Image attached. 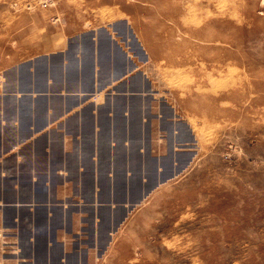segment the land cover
<instances>
[{"label":"rangeland","instance_id":"rangeland-1","mask_svg":"<svg viewBox=\"0 0 264 264\" xmlns=\"http://www.w3.org/2000/svg\"><path fill=\"white\" fill-rule=\"evenodd\" d=\"M23 7L48 8L63 40L93 35L97 49L103 43L127 64L124 80L141 78L148 107L167 118L154 135L160 153L173 151L165 180L120 208L109 235L77 231L85 260L50 264H264V0H25ZM14 233L0 224V264H35L23 259L29 254Z\"/></svg>","mask_w":264,"mask_h":264},{"label":"crops","instance_id":"crops-1","mask_svg":"<svg viewBox=\"0 0 264 264\" xmlns=\"http://www.w3.org/2000/svg\"><path fill=\"white\" fill-rule=\"evenodd\" d=\"M24 3L0 0V224L23 259L85 260L77 231L106 237L120 208L165 180L173 151L163 156L154 135L167 118L105 44L63 40L48 8Z\"/></svg>","mask_w":264,"mask_h":264},{"label":"bare ground","instance_id":"bare-ground-1","mask_svg":"<svg viewBox=\"0 0 264 264\" xmlns=\"http://www.w3.org/2000/svg\"><path fill=\"white\" fill-rule=\"evenodd\" d=\"M178 1H179V0H178ZM207 1H208V0H207ZM170 3H171V2H170ZM186 3H187V2H186ZM190 3H191V1H190ZM210 3H212V2H210ZM176 4H177V3H176ZM176 4H175V5H176ZM182 4H183V2H182ZM213 4H214V3H213ZM219 4H220V2H219ZM230 4H231V3H230ZM171 5H172V3L170 4V6H171ZM211 5H212V4H211ZM187 6H188V5H187ZM204 6L207 7V5H204ZM217 6H218V5H217ZM181 7H184V6L181 5ZM198 7H199V6H198ZM198 7H197V8H198ZM213 7H214V6H213ZM215 7H216V6H215ZM178 8H179V7H178ZM189 8H190V7H189ZM207 8H208V7H207ZM243 8H244V7H243ZM230 9H231V8H230ZM176 10H178V9L176 8ZM225 10H226V9H225ZM227 10H228V9H227ZM173 11H174V10H173ZM184 11H185V10H184ZM209 11H210V10H209ZM236 11H237V10H236ZM238 11H239V10H238ZM162 12H163V11H162ZM174 12H175V11H174ZM196 12H197V11H196ZM204 12H205V11H204ZM213 12H216V11L213 10ZM206 13H207V12H206ZM165 14H166V13H165ZM165 14H164V15H165ZM207 15H208V13H207ZM212 15H214V14L212 13ZM179 16H180V15H179ZM179 16H178V17H179ZM214 16H215V15H214ZM167 17H168V16H167ZM181 17H182V16H181ZM187 17H189V15H187ZM190 17H192V16H190ZM196 17H197V15H196ZM211 17H212V16H211ZM216 17H217V16H216ZM216 17H215V18H216ZM224 17L227 19L226 15H225ZM239 17H240V16H239ZM202 18H203V17H202ZM237 18H238V17H237ZM206 19H207V17L205 18V20H206ZM213 19H214V18H213ZM218 19H219V18H218ZM228 19H229V18H228ZM251 19H252V18H251ZM236 20H237V19H236ZM173 21H174V20H173ZM176 21H177V20H176ZM176 21H175V22H176ZM203 21H204V20H203ZM206 21H207V20H206ZM219 21H220V20H219ZM219 21H218V22H219ZM231 21H232V20H231ZM180 22H181V21H180ZM200 22H201V20H200ZM243 22H244V21H243ZM176 23H177V22H176ZM186 23H187V22H186ZM204 23H205V21H204ZM209 23H210V22H209ZM223 23H224V22H223ZM227 23H228V22H227ZM233 23H234V22H233ZM241 23H242V22H241ZM178 24H179V23H178ZM201 24H202V22H201ZM201 24H200V25H201ZM210 24H211V23H210ZM210 24H209V25H210ZM213 24H215L214 21H213ZM217 24H218V23H217ZM217 24H216V25H217ZM218 25H219V24H218ZM233 25H234V24H233ZM186 26H187V25H186ZM188 26H189V28H190L191 25L189 24ZM220 26H221V24L219 25V27H220ZM231 26H232V25H231ZM234 26H235V25H234ZM237 26H238V25H237ZM232 27H233V26H232ZM185 28H186V27H185ZM189 28H188V29H189ZM196 28H198V27H196ZM217 28H218V27H217ZM220 28L223 29V27H220ZM224 28H225V27H224ZM226 28H227V27H226ZM235 29H236V28H235ZM176 30H177V29H176ZM211 30H212V29H211ZM219 30H220V29H219ZM185 31H186V30H184V32H185ZM182 32H183V31H182ZM182 32H181V33H182ZM209 32H210V30H209V28H208V33H209ZM226 32H227V31H226ZM169 33H171V32H169ZM175 33H176V32H175ZM191 33H192V32H191ZM214 33H217V32H214ZM214 33H212V34H214ZM218 33H220V32H218ZM221 33H222V32H221ZM247 33H248V32H247ZM177 34H178V33H177ZM194 34H195V33H194ZM189 35H191V34L189 33ZM167 36H168V35H167ZM193 36H194V35H193ZM209 37H211L210 34H209ZM219 37H221V36H219ZM223 37H224V36H223ZM165 38H166V37H165ZM170 38H171V37H170ZM170 38H168V39H170ZM178 38H179V37H178ZM224 39L226 40L225 37H224ZM165 40H166V39H165ZM175 40H177V39H175ZM191 40H192V39H191ZM191 40H189V41H191ZM194 40H195V39H194ZM166 41H169V40H166ZM166 41H165V42H166ZM180 41H182V40L180 39ZM162 42H163V41H162ZM176 42H177V41H176ZM192 42H193V41H192ZM195 42H196V41H195ZM210 42H211V41H210ZM174 43H175V42H174ZM201 43H202V42H201ZM212 43H213V41H212ZM212 43H211V44H212ZM216 43H217V42H216ZM167 44H168V43H167ZM164 45H166V43H165ZM169 45H170V44H169ZM169 45H168V46H169ZM172 45H173V44H172ZM172 45H171V46H172ZM174 45H175V44H174ZM192 45H193V43H192ZM207 45H208V44H207ZM217 45H218V44H217ZM238 45H239V44H238ZM168 46H167V47H168ZM209 46H210V45H209ZM239 46H240V45H239ZM169 47H170V46H169ZM214 47H216V46H214ZM247 47H248V46H247ZM238 48H239V47H238ZM170 49H171V48H170ZM171 50H173V49H171ZM263 51H264V50H263ZM189 52H190V51H189ZM211 52H212V51H211ZM220 52H221V51H220ZM187 53H188V52H187ZM222 55H223V54H222ZM188 56H189V55H188ZM195 60H196V59H195ZM195 60H194V61H195ZM196 63H197V62H196ZM246 63H247V62H246ZM218 64H219V63H218Z\"/></svg>","mask_w":264,"mask_h":264},{"label":"built area","instance_id":"built-area-1","mask_svg":"<svg viewBox=\"0 0 264 264\" xmlns=\"http://www.w3.org/2000/svg\"><path fill=\"white\" fill-rule=\"evenodd\" d=\"M6 84V78L3 73H0V91H2Z\"/></svg>","mask_w":264,"mask_h":264}]
</instances>
